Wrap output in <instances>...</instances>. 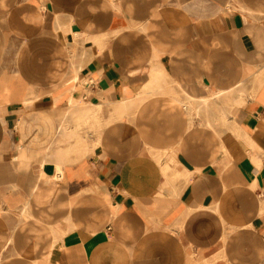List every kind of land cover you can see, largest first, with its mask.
Listing matches in <instances>:
<instances>
[{"label":"crops","instance_id":"1","mask_svg":"<svg viewBox=\"0 0 264 264\" xmlns=\"http://www.w3.org/2000/svg\"><path fill=\"white\" fill-rule=\"evenodd\" d=\"M0 264H264V0H0Z\"/></svg>","mask_w":264,"mask_h":264},{"label":"bare ground","instance_id":"2","mask_svg":"<svg viewBox=\"0 0 264 264\" xmlns=\"http://www.w3.org/2000/svg\"><path fill=\"white\" fill-rule=\"evenodd\" d=\"M218 97V96H217ZM205 104V103H204ZM204 106V105H203ZM206 106V105H205ZM215 109V108H214ZM213 110V109H212Z\"/></svg>","mask_w":264,"mask_h":264}]
</instances>
